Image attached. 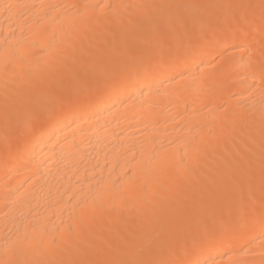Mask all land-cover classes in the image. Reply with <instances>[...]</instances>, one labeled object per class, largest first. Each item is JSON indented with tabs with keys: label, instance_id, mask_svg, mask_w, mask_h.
<instances>
[{
	"label": "bare ground",
	"instance_id": "obj_1",
	"mask_svg": "<svg viewBox=\"0 0 264 264\" xmlns=\"http://www.w3.org/2000/svg\"><path fill=\"white\" fill-rule=\"evenodd\" d=\"M263 12L0 0V264H264Z\"/></svg>",
	"mask_w": 264,
	"mask_h": 264
},
{
	"label": "rangeland",
	"instance_id": "obj_2",
	"mask_svg": "<svg viewBox=\"0 0 264 264\" xmlns=\"http://www.w3.org/2000/svg\"><path fill=\"white\" fill-rule=\"evenodd\" d=\"M195 1H196V0H195ZM199 1H201V0H199ZM202 12H203L204 15H202ZM263 13H264V12H263ZM197 15H199L200 18H201V16H204V19H205V17H206V13H204V11H199ZM254 17H255V16L253 15V18H254ZM200 18H197V17H196V20H197L198 23H201V19H203V18H201V19H200ZM198 19H200V21H199ZM214 20H215V19H214ZM223 20H224V21H223ZM230 20H231L230 17H229V18H224V19H223V17H220V18L217 17L216 20H215V22H214V24H215L216 27H221V26H224V24H228L229 22H231ZM197 22H196V23H197ZM225 22H226V23H225ZM205 28H207V27H205ZM208 28H209V27H208ZM207 30H208V29H207ZM215 55H217V54H215ZM215 57H216V56H215ZM217 57H218V56H217ZM250 183H252V184H250ZM250 183H249L248 186H247L248 189H250L252 186H254V185H253V184H254L253 182H250ZM255 186H256V184H255ZM255 186H254V187H255ZM249 187H250V188H249ZM252 188H253V187H252ZM252 188H251V189H252ZM256 188H258V187H256ZM253 189H255V188H253ZM248 191H249V190H248ZM253 191H254V190H252V196H251L252 198H253V194H254ZM250 192H251V190H250ZM258 192H259V191L255 192L254 196H256V194H257ZM249 194H250V193H249ZM258 194H260V192H259ZM256 197H258V195H257ZM256 197H254V199H256ZM252 198H251V199H252ZM254 199H253V200H254ZM253 200H252V201L249 200V201H250V204H248L249 202H248V203L246 202L247 204H246V203L244 204V208L247 209L250 205H251V206L255 205V202H253ZM248 205H249V206H248ZM243 223H245L243 220H239V221L236 222V224H234V225H236V226L238 225V226H239V224H243ZM234 225L229 226V227L227 228V231H228V230H231V231H232V230L235 228ZM229 228H230V229H229ZM231 228H232V229H231ZM228 232H230V231H228Z\"/></svg>",
	"mask_w": 264,
	"mask_h": 264
},
{
	"label": "snow or ice",
	"instance_id": "obj_3",
	"mask_svg": "<svg viewBox=\"0 0 264 264\" xmlns=\"http://www.w3.org/2000/svg\"><path fill=\"white\" fill-rule=\"evenodd\" d=\"M233 47L236 48V49H241V48H246L247 45H245L243 43H240V44L233 45Z\"/></svg>",
	"mask_w": 264,
	"mask_h": 264
}]
</instances>
